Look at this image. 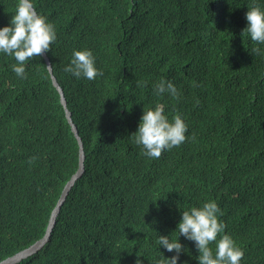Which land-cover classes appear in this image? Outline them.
I'll return each mask as SVG.
<instances>
[{"label":"trees","instance_id":"16d2710c","mask_svg":"<svg viewBox=\"0 0 264 264\" xmlns=\"http://www.w3.org/2000/svg\"><path fill=\"white\" fill-rule=\"evenodd\" d=\"M17 2L0 0V28ZM33 2L56 27L47 56L85 171L48 242L17 264H135L137 255L156 264L175 255L158 235L178 238L182 212L210 200L245 252L241 264H264V45L242 34L248 8L264 0ZM85 48L104 72L91 81L64 71ZM14 63L0 53V262L45 236L80 154L45 58L28 62L27 79ZM161 78L178 100L154 94ZM158 102L169 119L182 115L194 139L153 159L131 135ZM179 241L178 264H199L195 242Z\"/></svg>","mask_w":264,"mask_h":264},{"label":"clouds","instance_id":"9594fccd","mask_svg":"<svg viewBox=\"0 0 264 264\" xmlns=\"http://www.w3.org/2000/svg\"><path fill=\"white\" fill-rule=\"evenodd\" d=\"M245 15L247 27L242 34L246 33L253 42L264 45V8L253 3ZM56 40L55 25L36 10L33 0H18L10 24L0 28V53L14 57L16 63L11 65L12 71L17 77L27 79L28 62L47 53ZM252 51L261 53L259 48H253ZM64 71L78 79L86 78L90 81L104 75L103 70L96 67V57L92 50L87 48L74 50L71 62ZM145 85L146 82L137 84L139 87ZM153 90L157 97L168 94L174 99L180 98V93L171 80L161 78L153 86ZM188 127L180 113H175L169 119L165 113V105L158 102L154 107L143 109L138 129L131 137L136 145L142 147L143 155L158 159L164 151L179 147L188 139H194V136L186 135ZM36 159L35 156L30 157L29 163ZM221 216L223 212L215 200L183 211L175 231H178V238L158 235L157 239L159 246H163L168 252L174 251L175 255L170 258L162 256L156 264H178L180 254L185 250L179 241L181 235L195 242L199 264H241L245 252L230 234L225 233L226 224L220 219ZM213 243L216 246L215 252L210 246ZM139 257L137 255L135 264H142Z\"/></svg>","mask_w":264,"mask_h":264},{"label":"water","instance_id":"95a60500","mask_svg":"<svg viewBox=\"0 0 264 264\" xmlns=\"http://www.w3.org/2000/svg\"><path fill=\"white\" fill-rule=\"evenodd\" d=\"M43 57L46 60L47 63V67L49 69V72L51 74L52 77V81L54 86L57 88L58 92L60 93L61 96V102L65 108L66 111V117L72 127V131L75 134V137L78 140L79 143V148H80V154H79V168L77 170V172L73 175V177L71 178V180L66 184V186L64 187L62 194L60 196V199L56 205V207L54 208L50 221H49V225L47 228V232L45 234V236L39 240L38 242H36L34 245L30 246L29 248L17 253L16 255L7 258L6 260L0 262V264H17L19 263L21 260L37 253L39 250H41L43 248V246L48 242L50 235L52 233V230L55 226L56 223V219L57 216L59 215L62 206L64 205L67 196L69 194V192L71 191V189L73 188V186L75 185L76 181L83 175L84 171H85V166H84V161H85V152H84V145L82 142V139L79 135L78 129L76 127V125L73 123L72 121V114L71 112L68 110L67 108V102H66V98H65V94L63 89L61 88V86L59 85L57 79L54 76L53 73V68H52V64L50 62L49 57L47 56V53L43 54Z\"/></svg>","mask_w":264,"mask_h":264}]
</instances>
